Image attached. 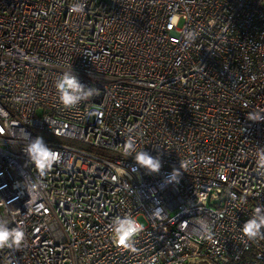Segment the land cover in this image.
Returning a JSON list of instances; mask_svg holds the SVG:
<instances>
[{
	"label": "built area",
	"instance_id": "1",
	"mask_svg": "<svg viewBox=\"0 0 264 264\" xmlns=\"http://www.w3.org/2000/svg\"><path fill=\"white\" fill-rule=\"evenodd\" d=\"M70 67L96 93L65 107ZM250 112L264 117V0H0V223L25 233L0 264H264L241 231L264 206ZM36 137L62 157L43 174L23 151ZM127 215L132 249L110 231Z\"/></svg>",
	"mask_w": 264,
	"mask_h": 264
},
{
	"label": "clouds",
	"instance_id": "2",
	"mask_svg": "<svg viewBox=\"0 0 264 264\" xmlns=\"http://www.w3.org/2000/svg\"><path fill=\"white\" fill-rule=\"evenodd\" d=\"M71 11L74 13H82L84 11V4L72 5ZM194 35V33L189 32ZM55 88L59 93V101L65 107H74L78 105L82 100H87L93 93H96V89H86L74 74L72 67L69 70L63 72V74L56 80ZM247 118L249 120H264V117H260L259 113H248ZM28 134L25 133V137L28 138ZM26 152L28 160H31L32 164L41 172L50 170L53 165L57 164L61 160V153L57 150L49 147L42 137H36L27 144ZM123 151L126 155H131L135 152V161L139 167L145 168L149 173H159L161 163L159 157H152L146 151H136V142L133 138L129 137L123 147ZM259 164L264 166V150L259 153ZM136 171V168H133ZM181 173L179 170L174 169L172 173L166 178L165 183L173 182L179 183L178 177ZM264 206H257L254 210V214L247 222L244 223L241 228L244 237L248 240L257 241L264 239V233H261L260 229L264 227ZM142 225L131 215L125 216L123 219L117 218L115 227L110 229L112 232V239L117 246L132 249L133 238L139 234L142 230ZM25 239V233L22 227H16L9 229L4 224L0 223V249L2 248H17L19 249ZM134 250V249H133Z\"/></svg>",
	"mask_w": 264,
	"mask_h": 264
},
{
	"label": "rangeland",
	"instance_id": "3",
	"mask_svg": "<svg viewBox=\"0 0 264 264\" xmlns=\"http://www.w3.org/2000/svg\"><path fill=\"white\" fill-rule=\"evenodd\" d=\"M140 223H142V219L139 218ZM143 224V223H142Z\"/></svg>",
	"mask_w": 264,
	"mask_h": 264
}]
</instances>
